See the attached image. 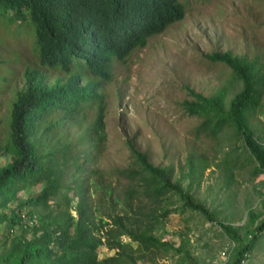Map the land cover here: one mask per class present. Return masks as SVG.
Returning a JSON list of instances; mask_svg holds the SVG:
<instances>
[{
	"label": "trees",
	"instance_id": "16d2710c",
	"mask_svg": "<svg viewBox=\"0 0 264 264\" xmlns=\"http://www.w3.org/2000/svg\"><path fill=\"white\" fill-rule=\"evenodd\" d=\"M157 2L0 0V82L5 84L0 92L10 82L8 74L15 79L10 64L21 61L17 47L30 46L29 61L19 74L22 84L17 87L11 80L7 129L0 145V155L11 156L9 163L0 167V209L14 204L8 213H0V227L9 223L5 241L10 240L0 253V264H148L169 250L181 252L172 240L156 235L173 212L167 207L171 193L183 201V207L218 222L227 238L237 244L232 264H244L264 236V211L249 214L253 235L246 241L239 228L217 221L181 182L174 181L173 166L152 164L133 138L125 142L131 168L105 172L97 167L108 150V94L94 79L85 86L77 77L65 83L64 66L60 65L63 48L56 40L70 43L90 16L101 14L124 19L136 12L152 11L156 19L153 34L162 33L182 15L174 10L164 12V7L157 8ZM147 44L145 38L136 46ZM204 56L229 67L241 82V90L229 101L228 110L225 92L205 97L191 90V99L183 106L192 116L202 118L200 132L216 137L232 128L257 163L255 175L263 174L264 145L250 120L264 105V61L257 55H235L232 51ZM2 68L7 69L3 72ZM87 98L96 110L94 120L80 113L79 104L89 101ZM192 157L190 167L195 172ZM202 164L201 171L209 167L206 161ZM123 180L127 183L118 190ZM25 194L28 197H23ZM23 214L34 218V224H28ZM101 247L112 254L100 258Z\"/></svg>",
	"mask_w": 264,
	"mask_h": 264
},
{
	"label": "rangeland",
	"instance_id": "374dc122",
	"mask_svg": "<svg viewBox=\"0 0 264 264\" xmlns=\"http://www.w3.org/2000/svg\"><path fill=\"white\" fill-rule=\"evenodd\" d=\"M7 42L15 47L12 41ZM17 49L21 61L10 64L15 79L8 74L10 82L0 92V145L7 129L11 80L20 87L23 80L19 74L29 61L30 46ZM215 51L257 55L264 61V0L198 2L183 19L151 37L126 63H118L115 81L105 89L108 150L97 167L105 172L131 168V153L125 142L133 138L152 164L173 166L174 181L181 182L196 202L215 214L217 221L239 228L247 241L253 235L249 214L264 211V173L255 175L257 163L232 128L216 137L200 132L202 118L192 116L183 106L185 100L191 99V90L205 97L225 92L228 110L229 101L241 90V82L234 78L229 67L205 58V54ZM2 69L5 72L7 68ZM4 85L0 82V86ZM95 115L96 110H91L89 120H94ZM250 123L264 145V105ZM191 155L195 172L190 167ZM10 158L0 155V167L8 164ZM203 161L209 167L201 171ZM126 183L123 180L118 190ZM167 203L173 212L156 235L172 240L182 251L169 250L148 264H232L237 244L227 238L218 222H210L201 213L183 207L176 194L171 193ZM10 207L0 209V213H8ZM8 228L9 223L2 225L0 253L10 241H5ZM226 249L229 254L222 259ZM111 254L106 247L99 249L100 258ZM243 263L264 264V236Z\"/></svg>",
	"mask_w": 264,
	"mask_h": 264
},
{
	"label": "clouds",
	"instance_id": "9594fccd",
	"mask_svg": "<svg viewBox=\"0 0 264 264\" xmlns=\"http://www.w3.org/2000/svg\"><path fill=\"white\" fill-rule=\"evenodd\" d=\"M156 1H158L157 8L164 7V12L174 10L176 14L182 15L181 19H183L188 9L206 0ZM181 19H177L176 22ZM155 20L152 11L141 14L136 12L127 15L124 19L106 14H101L100 17L90 16L86 20V26L76 30V35L70 43L57 39L56 43L63 48L60 65L64 66L65 83H70L77 77L81 86H85L94 79L102 85V92L106 93L107 86L115 81L117 64L126 63L131 55L140 49L137 47L138 42L145 38L149 42L150 38L156 35L153 34L152 28ZM127 53H131L130 57ZM110 77L111 81H109ZM87 99L89 101L79 104V107L81 115H85L89 120L90 112L94 108L91 107L92 100Z\"/></svg>",
	"mask_w": 264,
	"mask_h": 264
},
{
	"label": "built area",
	"instance_id": "2783aa9c",
	"mask_svg": "<svg viewBox=\"0 0 264 264\" xmlns=\"http://www.w3.org/2000/svg\"><path fill=\"white\" fill-rule=\"evenodd\" d=\"M23 218L25 219V221L26 222H28V224H30V225H33L34 224V221H35V219L33 218V219H31L30 217H26L25 216V214H23ZM228 254H229V251L226 249V250H224L223 252H222V254H221V257H222V259H225L227 256H228ZM215 264H223V263H221V262H216Z\"/></svg>",
	"mask_w": 264,
	"mask_h": 264
},
{
	"label": "crops",
	"instance_id": "0c3cea01",
	"mask_svg": "<svg viewBox=\"0 0 264 264\" xmlns=\"http://www.w3.org/2000/svg\"><path fill=\"white\" fill-rule=\"evenodd\" d=\"M1 228H2V226L0 227V234L3 232V231L1 230Z\"/></svg>",
	"mask_w": 264,
	"mask_h": 264
}]
</instances>
